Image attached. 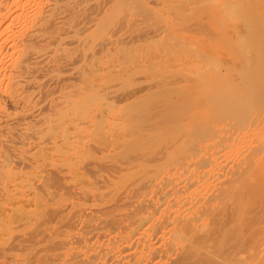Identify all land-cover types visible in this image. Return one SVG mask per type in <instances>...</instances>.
I'll use <instances>...</instances> for the list:
<instances>
[{
    "label": "bare ground",
    "instance_id": "bare-ground-1",
    "mask_svg": "<svg viewBox=\"0 0 264 264\" xmlns=\"http://www.w3.org/2000/svg\"><path fill=\"white\" fill-rule=\"evenodd\" d=\"M154 1L204 3L207 29L224 45L197 56L219 75L198 82L214 94L179 130L196 159L179 173L129 154L122 161L115 134L131 129V113L49 100L84 3L102 11L90 13L92 26L81 14L96 32L102 13L143 0H0V264H264V0ZM82 42L75 51L85 57ZM96 50L81 60L93 76ZM88 90L101 92L94 83Z\"/></svg>",
    "mask_w": 264,
    "mask_h": 264
},
{
    "label": "rangeland",
    "instance_id": "rangeland-1",
    "mask_svg": "<svg viewBox=\"0 0 264 264\" xmlns=\"http://www.w3.org/2000/svg\"><path fill=\"white\" fill-rule=\"evenodd\" d=\"M153 1L143 0V2L130 4L123 11L117 9L118 11L114 10L116 12L102 13L101 18L98 17L99 19L96 20H101V23L100 21V24L98 23V30L99 28L100 30L96 32L94 30L96 26H93L94 28L92 27V29L89 26L95 25V23L97 25L95 18L93 20L92 18H97L96 15L99 16L101 14L97 13L98 11L102 12L98 10L100 7L96 9V6L93 4L92 6L94 7L89 6V4L87 6V3H84L86 5L81 4L86 6H81V9L83 7L86 8L83 9L85 13L82 10L81 14L85 15L86 12L88 16L94 14L92 18L87 16L92 21L91 24H88L89 26H85V23L86 21H91L86 20L87 17L85 18L84 15L80 14V6L76 7V11L79 12L77 17L82 21L79 27L81 32L78 33V38L74 36L75 34H69V37L66 35L68 40L62 41L64 43H62L61 49H64H60L58 54L68 65V70H65L61 76L64 82L63 84L60 81L61 87L60 83H57L58 85L55 82L51 83L53 84V86L51 85V89L60 87V90L57 89V92L56 90H51V95L52 93L53 95H50L52 98L49 97V100L53 99L50 100V103H56L55 105L53 103L54 106L59 101L58 104L61 103L59 105L61 108L64 107L69 110H73L74 107L72 105L86 110L98 104H101V108H105L107 104L109 107L120 108L126 114L131 113V116L134 117L130 123L131 129L127 130V133L115 134L116 140L124 142L122 138H125L127 139L125 141L129 144L125 146V149L122 147L123 142L116 144L117 147L121 146L117 152L122 161L129 154L130 157H138L142 163L149 166L153 171H158L160 167H169L178 173L181 171L185 172L183 170L187 171V168L193 167L191 165H194L196 162L192 164L190 162H194L196 159L194 158L193 160L194 156H188L189 150L192 149L189 147L192 143L188 142L187 139L189 138L186 133L188 130H179H182L181 128L184 127L191 128L192 124H189L191 120L188 118L196 115L195 113L199 114L202 109L205 110V103H208V99L209 101L212 99L213 92L211 90L207 91L205 86L201 88L202 82L204 84L205 80L209 79V77H214L215 74L219 75L216 72L211 75V70L207 69L208 67H205L206 64H204L206 58L204 60L203 57L197 56H200L199 54L202 53L204 54L203 56H210V54H206L209 49L212 51L216 48L222 49L224 45L221 43L222 41H219L221 39L220 35L217 38V35L214 33L215 31L209 33L212 30L209 29L208 31L207 29L213 28L209 26L212 21L208 24L205 17L206 14L204 15V3L193 2V5L197 4V6H191L192 4L190 3L189 6V4L184 3L182 4L183 6H179V4L176 5L171 2L164 4V2L157 3ZM194 7L197 8L193 9ZM91 9L97 11H92ZM76 13L71 12L73 15H70L69 12L68 15L69 17H76ZM90 13L93 14L91 15ZM74 14L76 15L74 16ZM104 14L106 15L104 16ZM71 22L75 23V21L70 20ZM207 34L209 36L213 34L209 37L212 39L210 43L208 41L209 38L206 36ZM195 35H198V38ZM79 39L81 42L84 40L80 44L82 45L81 48H86H83L84 51L87 50L89 52L85 51L88 53V56L84 57L85 53L83 50H81L83 55L81 54L82 52L78 51L80 49V46L78 47ZM110 41L112 44H109ZM105 45H109L108 53L102 51V47ZM77 47L78 53L75 51ZM94 50H96L98 60L100 61L95 76L91 74L92 72L88 71V66H85L84 62H82L85 61L84 58L88 59L89 56H92V52H95ZM198 50L200 51L198 52ZM202 50L205 51L203 52ZM74 51L77 55L81 54L82 56L78 55L76 58ZM72 56H75V59ZM192 57H197L196 59L200 60L203 64L195 63ZM79 58L80 60H78ZM69 59H72L75 63L78 62V64L82 62L84 69H82L83 65L80 64L79 66H82L81 69L73 67L71 64L74 62ZM76 59L78 60L77 62ZM68 62L71 63L68 64ZM211 66L212 64H210L209 68ZM216 66H212L213 69L215 68L214 71L216 70ZM218 68L220 70L222 66ZM77 69L81 72L85 71L83 74L87 73V78L85 77L84 82H82V79L85 75L81 78ZM208 72L210 75H208ZM212 73H214L213 70ZM76 76L79 79L75 78ZM93 80L94 82H92ZM199 81L202 82L199 84ZM92 83L97 84V89L101 91H99L98 95H95V93L86 95ZM63 87H66V92L62 90ZM108 88L117 95L114 96L113 93L108 96L105 95V89L108 90ZM59 92H61L62 96ZM99 95H104L106 98H97ZM59 97L62 98L60 99ZM161 119L163 122H161ZM188 135L191 136L192 134ZM192 136L194 137V135ZM175 139L179 141L175 142ZM191 140L189 138V141ZM188 147L190 148L189 150H187ZM170 148H175V150L172 152ZM186 150L189 151L188 154ZM167 152L171 153L167 154ZM169 155L172 156L171 160L168 159ZM189 157H192L190 158L192 161H190ZM201 159L203 158L200 157L198 161Z\"/></svg>",
    "mask_w": 264,
    "mask_h": 264
}]
</instances>
